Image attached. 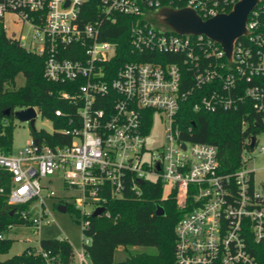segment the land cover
<instances>
[{"label": "built area", "instance_id": "1", "mask_svg": "<svg viewBox=\"0 0 264 264\" xmlns=\"http://www.w3.org/2000/svg\"><path fill=\"white\" fill-rule=\"evenodd\" d=\"M89 1L0 0L4 30L7 15L30 24L32 51L45 56L46 78L68 86L61 97L69 108L55 115L67 118L69 127L61 132L72 138L69 143L32 139L18 155L0 150V166L11 176L8 202L29 205L19 212L29 226L51 222L43 192L56 196L49 186L55 177L74 191L84 247L73 250L69 262L41 244L34 253L43 264H92L90 217L98 207H105L100 215L112 217L110 199L139 198L148 182L160 183L163 197L174 196L185 210L175 226L177 264H261L264 178L247 162L264 132V0L249 12L247 31L230 55L205 34L178 32L160 20V12L191 8L206 20L231 12L239 0H100L94 12L86 8ZM126 17L129 58L121 60L122 44L103 36ZM187 73L194 81L188 88ZM192 93L198 96L195 110L243 106L247 115H257L254 125L261 131L248 139L250 146L255 139L254 146L243 151L238 170L220 169L215 145L180 136L176 119ZM158 115L168 122L167 142L151 151L146 139Z\"/></svg>", "mask_w": 264, "mask_h": 264}, {"label": "trees", "instance_id": "2", "mask_svg": "<svg viewBox=\"0 0 264 264\" xmlns=\"http://www.w3.org/2000/svg\"><path fill=\"white\" fill-rule=\"evenodd\" d=\"M100 0H90L87 9L93 12ZM92 13L84 14L91 19ZM94 15V13H93ZM111 27L104 39L118 41L120 48L117 58H129L130 48V17ZM25 77V83L16 87V79L20 74ZM187 88L194 81L187 73ZM66 84L50 81L45 76V56L26 49L21 41L10 37L0 21V150L13 152L14 111L30 106L35 107L44 118L53 125V132L44 129H33V139L45 141L50 145L66 144L71 141L69 135L61 132L69 127L67 118L55 115L58 108L68 109V102L61 97V92L67 90ZM182 102L176 119L180 136L192 142L210 143L217 147L220 169L226 172L238 170L243 163L242 153L251 149L247 141L261 131L254 125L255 113L246 114L242 106L238 110L207 111L195 110L194 104L198 96L192 93ZM11 110L9 115L5 114ZM0 253L9 251L12 240L4 233L15 225L29 226L20 218L19 212L28 210V204L13 205L8 202V192L11 188L10 173L0 166ZM61 203L69 204L66 198ZM176 198L163 197V187L160 183H146L143 194L139 198L131 195L121 199H110L107 208L112 217L91 216V226L88 234L91 243L87 246L92 264H177L175 258L176 234L175 226L184 211L177 204ZM158 206H163L164 214L157 215ZM14 212L12 213V211ZM77 211V210H76ZM78 212V211H77ZM44 249L61 253L66 262L70 261L73 247L68 241L59 239H42ZM140 247H148L139 250ZM261 252V251H260ZM119 258H118V257ZM260 263L264 264V256L260 255ZM0 264H43L39 254L32 248H27L22 254L0 260Z\"/></svg>", "mask_w": 264, "mask_h": 264}, {"label": "rangeland", "instance_id": "3", "mask_svg": "<svg viewBox=\"0 0 264 264\" xmlns=\"http://www.w3.org/2000/svg\"><path fill=\"white\" fill-rule=\"evenodd\" d=\"M14 15H7L4 19L5 29L8 36H15L19 39L22 45L29 50L34 49V29L30 24L14 21ZM25 77L22 73L16 79V87H21L25 83ZM14 123L13 132V153L18 155L21 149H24L33 139V128L29 121H21L17 117H12ZM168 122L162 119L159 115L156 116L150 132L146 139V146L151 151H156L167 142L166 125ZM35 128L37 130L44 129L47 132H53V123L44 118L38 111L35 117ZM258 136L257 148L253 151L252 157L248 160V168H255L258 179L264 178V132ZM50 178V177H49ZM44 182L48 179H42ZM63 181L55 177V181L49 184L56 191V196L45 195V210L49 213L50 223H42L38 229L33 226L15 225L8 232L4 233L6 238L12 240L11 247L8 252L0 253V260H6L15 255L22 254L27 248L37 249L40 247L42 239H60L66 238L72 245L75 253L80 252L84 247V234L81 224V216L73 208H69L66 212L58 210V205L61 204L62 198H66L69 204H73L72 189H66L63 186ZM168 186L164 194L167 195ZM36 213H40L37 208ZM139 250H146L148 247H140ZM118 257V256H117ZM119 258V257H118Z\"/></svg>", "mask_w": 264, "mask_h": 264}, {"label": "water", "instance_id": "4", "mask_svg": "<svg viewBox=\"0 0 264 264\" xmlns=\"http://www.w3.org/2000/svg\"><path fill=\"white\" fill-rule=\"evenodd\" d=\"M258 0H239L235 8L229 13H222L204 20L195 10L184 8L180 10L163 9L160 12V20L175 28L180 33L205 34L216 40L225 47L228 55L231 54L233 42L240 38L246 30V22L249 12L256 6ZM69 4V0H67ZM11 113L10 109L5 111L6 115ZM37 109L33 106L14 111V116L21 121H29L31 127L35 128V117ZM255 139H252L251 146H254ZM143 183V180L140 181ZM58 210L67 211L64 203L58 205ZM105 211V207H98L93 213L96 217ZM14 210L12 211V213ZM164 214L163 206H158L157 215Z\"/></svg>", "mask_w": 264, "mask_h": 264}]
</instances>
